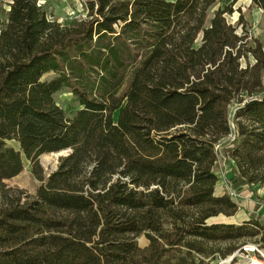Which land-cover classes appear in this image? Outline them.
<instances>
[{
	"label": "trees",
	"instance_id": "obj_1",
	"mask_svg": "<svg viewBox=\"0 0 264 264\" xmlns=\"http://www.w3.org/2000/svg\"><path fill=\"white\" fill-rule=\"evenodd\" d=\"M220 1L80 0L63 25L40 0H0V264H206L210 244L226 257L261 234L208 224L237 210L215 194L226 160L264 182V48L226 21L239 0L211 15ZM62 152L46 178L40 157ZM24 157L41 182L28 197L6 185Z\"/></svg>",
	"mask_w": 264,
	"mask_h": 264
},
{
	"label": "rangeland",
	"instance_id": "obj_2",
	"mask_svg": "<svg viewBox=\"0 0 264 264\" xmlns=\"http://www.w3.org/2000/svg\"><path fill=\"white\" fill-rule=\"evenodd\" d=\"M133 1V0H132ZM234 0H221L212 9L211 15L217 10H224L230 6ZM47 12L48 18L52 21H58L60 24H68L72 18L85 16L84 8L80 0H40ZM226 21L236 28L238 35L248 36L250 42L257 40L264 48V12L252 5L251 0H239L233 6L232 14H225ZM251 64L254 63L252 57L249 58ZM242 65L246 66V61H242ZM56 77L55 73H48L42 78L43 81H49ZM246 99V96H244ZM57 104L64 109L68 117H71L77 104L73 101V96L67 91L59 92L55 95ZM240 98L236 99L230 107L231 123H235V113L238 106H240ZM229 141L225 140L222 144V150L225 146L229 145ZM9 147L20 150L18 141L8 142ZM220 150V152L222 151ZM67 155V152L46 154L40 157V165L43 170L44 176L47 178L51 173L57 170L60 158ZM23 172L8 181L6 185L9 189L14 191L23 192L24 197L33 196L41 182L36 178L33 172L32 163L23 158ZM234 163L228 159L223 163L221 170L218 171L219 182L217 184V194L228 195L232 198L233 202L237 205V210L232 216L220 215L208 221V224L223 223L241 226L248 222L259 221L264 225V182L257 184H242L235 180V173L233 171ZM229 171V172H228ZM232 173V174H231ZM233 195V196H232ZM168 227V225H166ZM264 230L261 234L252 239H263ZM139 246L144 248L148 246L149 241L145 236L136 238ZM229 243L210 244L208 247L220 250L216 254L215 260L205 258L206 264H224L223 261L228 257L222 256V251L229 247ZM239 246V243L237 244ZM185 252V250H183ZM178 256L183 253H177ZM198 259L200 256L194 254Z\"/></svg>",
	"mask_w": 264,
	"mask_h": 264
},
{
	"label": "built area",
	"instance_id": "obj_3",
	"mask_svg": "<svg viewBox=\"0 0 264 264\" xmlns=\"http://www.w3.org/2000/svg\"><path fill=\"white\" fill-rule=\"evenodd\" d=\"M233 132L227 138L229 143H233L237 135L234 133L235 127L232 124ZM222 144L216 146V150H222ZM233 163V161H232ZM233 196V195H232ZM224 264H264V237L263 239H250L241 243L238 249L224 261Z\"/></svg>",
	"mask_w": 264,
	"mask_h": 264
},
{
	"label": "crops",
	"instance_id": "obj_4",
	"mask_svg": "<svg viewBox=\"0 0 264 264\" xmlns=\"http://www.w3.org/2000/svg\"><path fill=\"white\" fill-rule=\"evenodd\" d=\"M229 172V171H228ZM232 174V173H231ZM216 196H223V194H217V188H216Z\"/></svg>",
	"mask_w": 264,
	"mask_h": 264
}]
</instances>
